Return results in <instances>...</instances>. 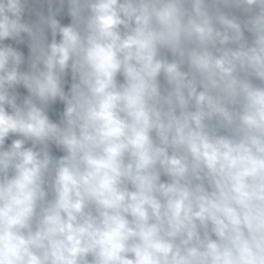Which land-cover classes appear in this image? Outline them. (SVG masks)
I'll list each match as a JSON object with an SVG mask.
<instances>
[{"label": "clouds", "instance_id": "clouds-1", "mask_svg": "<svg viewBox=\"0 0 264 264\" xmlns=\"http://www.w3.org/2000/svg\"><path fill=\"white\" fill-rule=\"evenodd\" d=\"M0 264H264V0H0Z\"/></svg>", "mask_w": 264, "mask_h": 264}]
</instances>
